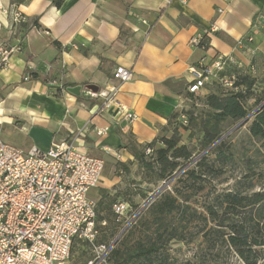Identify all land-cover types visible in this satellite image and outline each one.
<instances>
[{
  "label": "crops",
  "instance_id": "0c3cea01",
  "mask_svg": "<svg viewBox=\"0 0 264 264\" xmlns=\"http://www.w3.org/2000/svg\"><path fill=\"white\" fill-rule=\"evenodd\" d=\"M26 20L0 8V47L21 44L11 66L0 72V135L29 150L83 130L78 142L92 155L126 150L129 141L147 144L170 129L189 97L191 67L204 57L232 55L250 69L264 62V0H0ZM222 9L223 11H219ZM216 25L208 47L191 38ZM249 36L252 41L239 45ZM31 78L25 75L29 64ZM132 71L129 81L117 67ZM112 91L138 118L129 122L117 105L103 106L87 87ZM214 80L201 89L208 94ZM109 126L104 135L95 127ZM31 134L34 137H30Z\"/></svg>",
  "mask_w": 264,
  "mask_h": 264
},
{
  "label": "built area",
  "instance_id": "2783aa9c",
  "mask_svg": "<svg viewBox=\"0 0 264 264\" xmlns=\"http://www.w3.org/2000/svg\"><path fill=\"white\" fill-rule=\"evenodd\" d=\"M0 8L6 13L11 11L12 27L26 20L16 7L9 10L0 3ZM257 19L264 23V14ZM216 29L214 25L194 35L191 45L208 47V36ZM252 40V36L241 39L239 45ZM21 50V44L0 47V72L11 66L12 55ZM235 63L232 55L204 57L190 69L194 78L189 91L198 94L211 80L227 89L233 88L236 75L222 73ZM32 68L30 63L26 80L31 78ZM132 75L124 66L115 71V77L123 82ZM116 91L117 88L110 92L87 90V94L102 97L104 107L117 105L119 114L133 122L138 115L117 99ZM109 129V126L95 127L98 135L106 134ZM82 131L72 130L67 138L54 141L47 150L36 146L24 150L0 135V264H65L76 238L95 241L97 202L89 197V192L99 185L105 160L82 148L78 142ZM152 151V147L146 148L147 153ZM128 206V203H115L114 209L124 214ZM111 248L112 245L105 244L95 246L98 256L90 264L104 261Z\"/></svg>",
  "mask_w": 264,
  "mask_h": 264
},
{
  "label": "rangeland",
  "instance_id": "374dc122",
  "mask_svg": "<svg viewBox=\"0 0 264 264\" xmlns=\"http://www.w3.org/2000/svg\"><path fill=\"white\" fill-rule=\"evenodd\" d=\"M258 72L259 75L260 71ZM203 96L199 92L193 98L187 97L184 105L172 117L169 131L163 136L164 138L175 136L179 139L178 145L187 144L193 152L192 160L195 159V162L205 159V162L209 164L215 163L216 168L219 169L218 173L202 174V177L196 181L187 183L197 189L191 201L193 207L202 214L193 211L186 214L177 212L169 217V224L159 226L151 208V204L158 196L150 202L148 201L168 181L159 179L157 169L144 166L130 154L128 149L115 150L112 153L105 152L97 155L105 160L102 179L99 185L93 187L89 192V197L98 202L95 241L91 243L87 239L76 238L71 256L65 264H90V261L98 256L95 246L105 244L107 247L112 245L113 248L115 244L122 241L124 235L133 226H135L134 232L129 237L131 245L138 241L147 242L155 239L162 243L160 252L154 254L152 261L148 264H245L233 249L228 248V244L220 235L215 233L207 234L206 237L203 235L206 231L208 233L210 227L214 225V222L206 214V207L212 205L214 201H219L218 195L228 191L236 179L243 177L245 173L248 177L243 179L242 186L251 180L256 182V190L264 185V154L262 152L264 148L261 149V152L256 150L259 143L249 136L247 125H245L230 134L232 138L229 143L236 151L234 165L228 166V162L226 165L220 164L216 159V151L205 153L202 142L203 132L196 126H190L188 121L189 111H195V114L203 111ZM252 102L253 98L251 97L250 103ZM230 129L231 127H225L223 133ZM30 137H34V135L31 134ZM225 141L223 150L228 152V136L225 137ZM161 146H164V143L157 144V147ZM206 156L208 157L206 158ZM155 157L156 152H152L147 154L146 159L153 163ZM249 161L252 168L246 165ZM254 171H256V175L253 174ZM182 172L183 169L179 167L174 173L171 186L166 185L161 192L172 191L173 185L177 183V178ZM177 184L184 185L183 182ZM115 203H128L129 206L124 214H118L114 209ZM144 212L146 214L142 215ZM100 217L105 218L101 219ZM186 219H189V222L184 226ZM171 228H176L173 231L177 230V233H181L184 238L166 241ZM160 234H162L161 238L158 237ZM116 238V243H114ZM112 248L105 254V260L98 264H110L109 255ZM254 248L256 257L260 258L264 254V246Z\"/></svg>",
  "mask_w": 264,
  "mask_h": 264
},
{
  "label": "trees",
  "instance_id": "16d2710c",
  "mask_svg": "<svg viewBox=\"0 0 264 264\" xmlns=\"http://www.w3.org/2000/svg\"><path fill=\"white\" fill-rule=\"evenodd\" d=\"M61 1L56 0L58 4ZM258 71H260L259 75ZM263 71L264 62L260 69L252 65L247 70L238 67L236 64H229L228 69L222 75L235 74L234 87L227 89L218 81H214L212 90L203 96V111L196 114L195 111H189V125L196 126L203 132L204 152L216 151V159L220 164L226 165L228 162L229 166L236 163V151L233 145L229 143L232 135H228V152L223 150L226 143L225 138L219 140L224 134L225 127L232 128L257 108L259 109L243 126L247 125L249 136L259 143L256 150L261 152V149L264 148ZM194 95L195 93L190 92L189 97L193 98ZM251 97L253 98L252 103H250ZM162 137L147 144H139L131 140L126 145L130 154L144 166L157 169L159 179L167 180L168 186H171V181L174 180L175 171L179 167L183 169L182 174L177 178V183L183 182L184 185L175 183L172 191L158 193L156 195L158 197H155L156 199L151 204L153 215H155V220L159 226L169 224V217L177 212L186 214L193 211L198 214L199 212L193 207L191 201L197 189L187 185V183L196 181L202 177V174L211 175L219 172L215 163L209 164L205 162V159L196 162L195 159L192 160V150L187 144L178 145L179 139L175 136ZM159 143H164V146L157 147ZM147 147H152V152H156L153 163L146 159ZM262 152L264 154V151ZM246 165L252 168L250 161ZM253 174L256 175V171ZM247 177L248 175L245 173L243 177L236 179L228 191L218 195L219 201H214L212 205L206 207V214L214 222V225L210 227L208 233L206 231L203 235L205 237L211 233L220 235L228 244V248L233 249L245 264H264V254L260 258L256 257L254 248L264 246V185L256 190V182L251 180L242 186L243 179L245 180ZM145 214L146 212L142 215ZM100 218L104 219L105 217ZM185 222L184 226L187 225L189 219H186ZM134 228L135 226L131 227L122 241L114 245L109 255L110 264H148L152 261V256L160 252L162 243H159L158 239L147 242L138 241L131 245L129 237L134 232ZM174 229L176 228H171L168 231L169 235L166 241L184 238L181 233H177V230L173 231ZM158 237L161 238L162 234Z\"/></svg>",
  "mask_w": 264,
  "mask_h": 264
},
{
  "label": "water",
  "instance_id": "95a60500",
  "mask_svg": "<svg viewBox=\"0 0 264 264\" xmlns=\"http://www.w3.org/2000/svg\"><path fill=\"white\" fill-rule=\"evenodd\" d=\"M87 88H88V89H91V90H94V91L96 90L95 87H91V86H89V87H87ZM258 109H259V108L255 109V110L252 111L249 115H247L244 119H242V120L239 121L237 124H235L230 130H228L226 133H224V134L222 135V137H221L219 140H221V139L227 137V136L230 135L233 131H235L236 129H238L239 127L243 126L245 123H247V121L252 117V115H253ZM217 142H218V141H217ZM167 184H168V182H166L162 187H160V188L158 189V191H157L156 193H154V195H152V196L150 197V199H149L148 202H150L151 200H153V199L156 197V195H157L158 193H160V192L164 189V187H165ZM117 238H118V237H117ZM117 238L114 240V243H116Z\"/></svg>",
  "mask_w": 264,
  "mask_h": 264
}]
</instances>
